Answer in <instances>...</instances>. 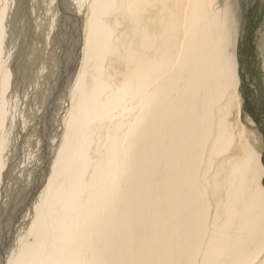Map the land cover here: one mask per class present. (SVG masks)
<instances>
[{
  "label": "bare ground",
  "instance_id": "bare-ground-1",
  "mask_svg": "<svg viewBox=\"0 0 264 264\" xmlns=\"http://www.w3.org/2000/svg\"><path fill=\"white\" fill-rule=\"evenodd\" d=\"M235 38L226 0H0V264H264V168L238 119ZM102 122L108 162L85 183ZM208 152L207 169L221 158L211 181Z\"/></svg>",
  "mask_w": 264,
  "mask_h": 264
},
{
  "label": "rangeland",
  "instance_id": "rangeland-1",
  "mask_svg": "<svg viewBox=\"0 0 264 264\" xmlns=\"http://www.w3.org/2000/svg\"><path fill=\"white\" fill-rule=\"evenodd\" d=\"M224 1V0H223ZM227 1V10L234 18V27L236 32V46L234 45V54L237 65V76L239 78L238 89L236 90V95L238 96V110H239V123L246 130L249 131V135L254 137V144L258 148L261 157V164L264 168V0H226ZM109 22L112 24V29L114 32V37L112 40L113 45L119 46V54L123 52L122 45H118V39L120 32L115 26V20L113 17L109 18ZM130 27L128 25L124 26L121 30L123 33H130ZM37 57H40L43 54V50H38L35 52ZM121 59L119 58V61ZM108 66L104 69V73L107 75L110 73L111 76L117 81H121V73L124 72V67L119 65V62L111 60L105 64ZM46 70L52 72L57 69V63L55 59L50 60L48 65L45 67ZM46 71L38 73L36 82L30 90V98H37L39 100L42 92L46 89V82L48 77L46 76ZM73 87V85H72ZM71 91H69L70 97ZM110 95L104 97V101H107ZM134 113L130 111V105L122 106L120 114L122 116L131 114L134 117ZM66 115L68 116V110ZM66 117V116H65ZM126 119V118H125ZM128 121V119H126ZM252 124V125H251ZM104 122L94 126L93 130L94 136L92 138V144L89 151V157L94 160V166L88 167L85 175L84 182L92 183L93 174L95 170L99 167L105 165L108 162V156L106 152L107 143L105 141L104 135L109 134L110 128H106V131L103 129ZM67 131H63V135ZM17 136H20V132L16 131ZM102 135V140L99 139V135ZM38 138H41V132L37 131ZM63 140V139H61ZM64 141V140H63ZM59 141L58 144L53 149L52 156V165L49 166L53 168L55 162L57 161L58 154L60 153L64 142ZM103 141L101 147L97 148L95 145H100ZM238 142H241L237 140ZM261 145V146H260ZM260 146V147H259ZM261 148V149H260ZM260 149V150H259ZM210 154L209 152L205 154V164L202 171V179L206 177L208 181H211L213 177L210 175H216L218 173V167L221 162V158H212L214 163L211 169H207L205 165ZM223 158H226L224 156ZM222 158V159H223ZM51 177V171L48 172L44 186L41 190H44L45 193L42 194V198L45 196L48 191V181ZM229 172L226 165H223L222 168V180L223 185L221 189V194L218 201L215 202V206L219 207L226 201V194L229 189L228 187ZM61 182V179H58ZM202 187V186H201ZM252 185H248V189H251ZM209 190L206 197L210 195L211 190L209 186L202 187ZM88 195V190L83 191L79 195L78 207L82 208L86 203V198ZM220 218H223V210H219ZM31 225V224H30ZM29 225L30 229L31 226ZM27 243L30 242V238L25 239Z\"/></svg>",
  "mask_w": 264,
  "mask_h": 264
}]
</instances>
